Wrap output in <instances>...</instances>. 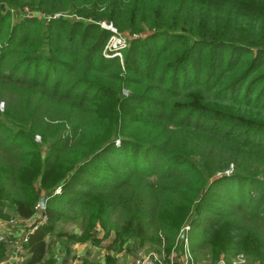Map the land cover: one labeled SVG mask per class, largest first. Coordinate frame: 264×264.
Listing matches in <instances>:
<instances>
[{"label":"trees","instance_id":"16d2710c","mask_svg":"<svg viewBox=\"0 0 264 264\" xmlns=\"http://www.w3.org/2000/svg\"><path fill=\"white\" fill-rule=\"evenodd\" d=\"M26 6L69 18L9 10ZM102 21L143 36L123 62L104 57ZM1 102L0 215L47 198L21 264L54 263L61 221L117 212L120 235L170 246L193 216L196 259L226 226L233 257L264 264V0H0Z\"/></svg>","mask_w":264,"mask_h":264},{"label":"rangeland","instance_id":"374dc122","mask_svg":"<svg viewBox=\"0 0 264 264\" xmlns=\"http://www.w3.org/2000/svg\"><path fill=\"white\" fill-rule=\"evenodd\" d=\"M9 10L14 14V13H18L19 16L21 15H25V16H35L41 19H46V20H50L51 18H60V17H64V18H69L68 14L66 13H57L55 14L53 17L52 16H46L45 14L41 13L40 11H34V9H32L30 6H26L24 8H15V7H11L9 8ZM101 27L105 28L106 30H109L107 27V24L105 23V21H102L101 23ZM117 28V27H116ZM118 29V28H117ZM119 30V29H118ZM120 37L124 38L127 42V47L125 49L122 50L121 52V57H116L115 59H118L120 62H123L124 57L126 52L128 51V49L130 48L131 44L136 41L139 40L140 37H143L142 35L137 34L138 36L132 37L135 34H130L128 32H122L119 30ZM110 36H111V32H110ZM109 36V38H110ZM110 47V39H108L107 43H106V50H109ZM105 48L103 51V55L105 56ZM107 58V57H106ZM108 59H114V58H108ZM5 107V104L3 102L0 103V108L3 109ZM38 139H40L38 137ZM233 166H231L230 169H232ZM233 172V170H231V173ZM57 194H61V188L57 187L56 188ZM43 197H46V193ZM37 205V204H36ZM36 207V206H35ZM8 210V209H7ZM7 210H5L6 215H0V222H7L12 218H18L19 216H14L12 214H10V212H8ZM193 219V216H189L187 218L188 222H186L184 224V226L182 227V229H180L179 231V236L177 238V240L173 243L172 246L168 245V243L166 242L165 238H164V233L162 231H158V233L155 234H151L149 236V238H130L128 239L125 236H122L119 234L118 232V228L121 226L122 222H123V218L121 217V213L117 212L115 214V216L113 217V222L111 225L104 227L100 222H97L96 224H94L93 226H89V228L85 229V226L81 225V221L76 222V221H69V220H63L60 223H58L57 228L55 229V231H53L52 233L48 234L47 236V243H48V252H52L56 249V243L59 240V235L62 234V236L64 237V242H58L59 244H63L66 245V240L75 235L77 237V241H73L68 245V250L71 251L70 253L72 254V252H77V249H81L84 248L86 249L84 246L87 245V249L86 252L90 253L91 251H94L96 254L100 253L99 249H103V250H109L112 251V253H115L117 255H135L136 258H140L142 255L149 253V252H160L163 253L165 255V257H167L169 254H171L172 252H176L177 254V261H179V258H181V252L178 253L179 251H181V240H180V236L183 234H186L187 236L190 237V226L191 225V221ZM197 226H199V224H196ZM189 227V229L186 228ZM89 229V230H88ZM97 233V236L94 234ZM260 235H263L264 237V227L260 228ZM226 232H227V227L226 226H220L216 229V233L211 236L212 242L210 243L214 250H216V254L214 255L211 254V256H206L205 258L201 259V258H197L198 261L203 262L205 264H216L220 258H225L229 264H262L260 261H252V258H248L246 257V255L244 254H238L237 256L233 257L234 255H236V253H240L242 250H234L233 249V244H234V240H230L227 242V246L224 247V243L226 241ZM92 234L91 236L93 238L98 239L99 241L96 242H92L93 244L89 243L91 241L88 240H84L80 239L78 236H82L83 234L85 235ZM189 243L190 242V238H189ZM94 247V249L91 247ZM224 248H221V247ZM208 250V249H207ZM10 251V248H6L4 249L5 253H8ZM82 252V251H81ZM206 254V252H203ZM91 256V255H90ZM96 259V257H93ZM179 263V262H178ZM134 264V263H133Z\"/></svg>","mask_w":264,"mask_h":264},{"label":"built area","instance_id":"2783aa9c","mask_svg":"<svg viewBox=\"0 0 264 264\" xmlns=\"http://www.w3.org/2000/svg\"><path fill=\"white\" fill-rule=\"evenodd\" d=\"M107 24V23H106ZM110 36L109 50L105 48V56L107 58L121 57V52L127 47V42L120 37L119 30L113 24H107ZM138 36L137 34L132 37ZM231 170L226 171L231 174ZM59 192V191H57ZM49 215L45 211V207L41 206L40 202L35 207V212L32 217L22 219L21 217L12 218L7 222H0V244L6 248H10V254L4 259L0 260V264H12L14 260L17 264L23 263L27 258L26 246L29 241V234L35 232L37 229L48 224ZM189 229V227L186 228ZM181 240V258L177 261L176 252H172L167 257L160 252H149L142 255L140 258H133L134 264H205L198 261L190 247L189 238L186 234L180 236ZM127 259V258H126ZM125 258L119 259V264H125ZM179 262V263H178ZM81 264V261L78 262ZM216 264H229L225 258H220Z\"/></svg>","mask_w":264,"mask_h":264},{"label":"crops","instance_id":"0c3cea01","mask_svg":"<svg viewBox=\"0 0 264 264\" xmlns=\"http://www.w3.org/2000/svg\"><path fill=\"white\" fill-rule=\"evenodd\" d=\"M94 234L97 236V233H95V231H94ZM89 243L93 244L92 242H89ZM55 245H56V249L50 253L48 252V254H47V258L52 257L54 259L53 264H78L79 261H81V264H83L85 261H87L91 264H108L107 256H111V257L115 258L116 261H117V259H124L125 258V262H124L125 264H133V258L135 257V255H129V256L117 255V254L112 253V251H109L107 249L106 250L99 249L100 253H97V254L94 251L87 253L86 252L87 245L84 246L86 249H84V248L77 249L76 250L77 252H72V254H71L70 253L71 251H69L68 249H66L67 251L65 249H63V247L58 242ZM92 248L94 249V247H92ZM5 249H6V247H5ZM8 254H10V251L8 253L3 252V254L0 256V260L6 258L8 256ZM93 257H96V259ZM12 264H17V262L14 260V262ZM116 264H117V262H116Z\"/></svg>","mask_w":264,"mask_h":264},{"label":"water","instance_id":"95a60500","mask_svg":"<svg viewBox=\"0 0 264 264\" xmlns=\"http://www.w3.org/2000/svg\"><path fill=\"white\" fill-rule=\"evenodd\" d=\"M46 197H42L41 200H40V204L41 206H44L45 207V204H46Z\"/></svg>","mask_w":264,"mask_h":264}]
</instances>
